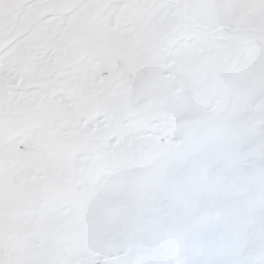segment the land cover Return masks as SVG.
Here are the masks:
<instances>
[{"label":"snow or ice","instance_id":"obj_1","mask_svg":"<svg viewBox=\"0 0 264 264\" xmlns=\"http://www.w3.org/2000/svg\"><path fill=\"white\" fill-rule=\"evenodd\" d=\"M0 264H264V0H0Z\"/></svg>","mask_w":264,"mask_h":264}]
</instances>
